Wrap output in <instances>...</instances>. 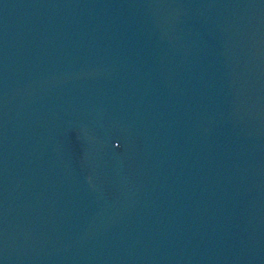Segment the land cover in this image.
<instances>
[{
	"label": "water",
	"instance_id": "1",
	"mask_svg": "<svg viewBox=\"0 0 264 264\" xmlns=\"http://www.w3.org/2000/svg\"><path fill=\"white\" fill-rule=\"evenodd\" d=\"M0 264H264V0H0Z\"/></svg>",
	"mask_w": 264,
	"mask_h": 264
}]
</instances>
